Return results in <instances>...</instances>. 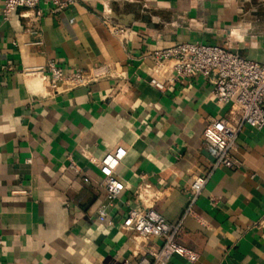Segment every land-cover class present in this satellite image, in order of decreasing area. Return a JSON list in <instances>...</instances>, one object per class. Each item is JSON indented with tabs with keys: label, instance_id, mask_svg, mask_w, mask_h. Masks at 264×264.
Instances as JSON below:
<instances>
[{
	"label": "crops",
	"instance_id": "1",
	"mask_svg": "<svg viewBox=\"0 0 264 264\" xmlns=\"http://www.w3.org/2000/svg\"><path fill=\"white\" fill-rule=\"evenodd\" d=\"M41 7L38 20L24 8L5 19L0 0V264L135 262L143 248L160 243L121 225L136 204V186L149 182L154 209L178 222L192 175L211 167L202 131L227 110L201 75L156 89L147 80L150 61L141 56L199 41L264 63V0H77L61 12ZM104 13L128 27L123 39L109 31ZM48 60L64 70L111 62L113 77L50 97L18 72ZM236 144L237 165L212 169L182 219L177 241L194 259L174 255L170 264H264V130L244 126ZM119 145L126 154L116 173L125 188L100 222L104 190L96 164L81 150L96 162ZM68 156L79 174L66 168Z\"/></svg>",
	"mask_w": 264,
	"mask_h": 264
},
{
	"label": "built area",
	"instance_id": "2",
	"mask_svg": "<svg viewBox=\"0 0 264 264\" xmlns=\"http://www.w3.org/2000/svg\"><path fill=\"white\" fill-rule=\"evenodd\" d=\"M76 1L2 0V13L6 19L17 8H24L32 11L33 17L38 20L43 12L41 5L48 6L51 12H61ZM102 20L112 34L122 39L126 36L128 27L113 21L108 13L103 14ZM141 59L150 61L148 82L156 89L163 91L176 82L190 81L201 75L212 85L215 101L227 106L224 116L209 120L202 131L203 146L211 156L212 163L210 169L192 175L188 203L180 220L169 222L154 209L155 190L142 179L133 191L136 204L127 209L121 222L124 230L134 237L142 241L156 237L160 243L154 248H143L135 262L123 260L120 264H170L174 255L192 261L194 253L177 241L182 219L192 212V206L212 169L219 165H237L232 152L237 147L236 139L243 127L264 130V63L242 56L230 47L199 41H182L153 49L143 53ZM18 72L39 82L37 85L45 88L46 95L53 97L65 90L86 87L97 80L111 78L114 71L111 62L64 70L48 60L44 64L24 65ZM125 154L123 146H115L95 162L88 151L81 150L85 159L96 164L99 185L104 190L106 202L97 209L100 222L106 220L107 206L113 204L125 188L116 173V167ZM66 168L75 174L81 172L70 156ZM82 179L88 181L86 176Z\"/></svg>",
	"mask_w": 264,
	"mask_h": 264
},
{
	"label": "water",
	"instance_id": "3",
	"mask_svg": "<svg viewBox=\"0 0 264 264\" xmlns=\"http://www.w3.org/2000/svg\"><path fill=\"white\" fill-rule=\"evenodd\" d=\"M147 80H149V78H147Z\"/></svg>",
	"mask_w": 264,
	"mask_h": 264
}]
</instances>
